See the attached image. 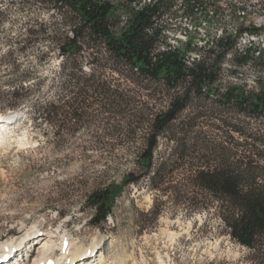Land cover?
<instances>
[{
	"label": "rangeland",
	"instance_id": "obj_1",
	"mask_svg": "<svg viewBox=\"0 0 264 264\" xmlns=\"http://www.w3.org/2000/svg\"><path fill=\"white\" fill-rule=\"evenodd\" d=\"M174 3L179 5L177 0ZM236 3L243 5L237 9ZM207 6L215 14L196 15L195 23L207 22L202 30L210 40L222 30L227 39L236 40L239 51L228 53L220 63L216 86L223 90L238 85L256 92L258 82H264V0H208ZM75 24L68 9H59L50 0H0V119L18 113L0 130V245L40 228L41 234L55 232L57 248L65 238L87 248L98 236L104 237V264H250L245 248L230 240L212 211L190 214L188 201L179 202L173 191L151 189V174L136 163L143 144L141 126L130 122L129 116H113L96 108L91 113L95 117L88 120L61 119L58 145L54 144L53 124L32 122L36 102L57 99L54 94L62 82L59 65L69 62L58 50L64 38L72 36ZM249 26L257 34L244 37ZM236 32L242 35L235 37ZM92 47L74 62H92V58L112 62L102 46ZM199 54L204 55L203 49ZM24 82L39 84L21 95V105L9 107L10 92ZM112 85L133 91L124 92L131 98L142 96L135 97L137 101L150 95L122 80ZM58 94L61 105L70 99L63 91ZM160 97H156L157 104ZM214 102L211 99L207 109L216 108ZM194 111L195 105L184 114ZM132 125L136 130L129 134ZM250 126L264 128V118L250 121ZM174 147L173 141L161 138L157 160L166 158ZM129 173L139 176V182L125 186L106 222L100 228L92 227L93 210L86 196L112 182L120 184ZM183 173L176 172L167 185L181 184ZM57 248L53 256L60 258ZM8 255L6 264L14 263V256L21 259L18 250Z\"/></svg>",
	"mask_w": 264,
	"mask_h": 264
},
{
	"label": "trees",
	"instance_id": "obj_2",
	"mask_svg": "<svg viewBox=\"0 0 264 264\" xmlns=\"http://www.w3.org/2000/svg\"><path fill=\"white\" fill-rule=\"evenodd\" d=\"M50 1L59 9H68L76 21L72 36L65 37L58 50L69 61L60 62L58 92L70 99L61 105L55 92L54 101L36 102L32 122L53 124L54 144L58 145L61 119L88 120L95 117L91 113L96 108L113 116H129L130 122L141 126L143 144L136 163L151 174V189L173 191L179 202L188 201L190 214L212 211L230 240L245 248L250 264H264V128L250 126V121L264 118V82H258L256 92L238 85L223 90L216 86L219 61L239 52L236 40L224 36L214 43L216 48L204 47L199 60L185 62V51L191 47L170 49L162 40L161 21L168 7L160 0L140 10L121 2L133 14L124 24L118 7L107 0ZM92 45L102 46L112 62H96L95 58L74 62L92 50ZM243 54L247 59V50ZM120 80L149 92L147 100L137 101L135 97L142 96L131 98L125 93L133 91L112 85ZM38 84L17 85L10 92L13 99L8 106L21 105V95ZM158 96L162 97L157 104ZM213 98L216 108L209 110ZM194 105L196 111L184 114ZM132 126L129 134L136 130ZM161 138L173 141L175 147L159 161L156 150ZM179 170L184 171L182 183L167 185ZM139 180L129 173L120 184L112 182L89 193L86 204L93 210L89 224L100 228L122 189Z\"/></svg>",
	"mask_w": 264,
	"mask_h": 264
},
{
	"label": "bare ground",
	"instance_id": "obj_3",
	"mask_svg": "<svg viewBox=\"0 0 264 264\" xmlns=\"http://www.w3.org/2000/svg\"><path fill=\"white\" fill-rule=\"evenodd\" d=\"M124 1L125 3L130 4L131 9L140 10L145 5H154L159 0ZM160 1H162L168 7L162 16L161 21L162 25L160 28V33L162 40L170 49H180L185 51L187 46L191 47L192 49L185 51V62H194L195 60H199L202 57V55L199 54L200 50L206 46L216 48L214 43H216L217 40L224 38L225 35L223 34V31L219 30L215 32L216 34L214 38L210 40V37H208L206 32H204L205 30H202L203 26H205L207 22L201 21L199 24L195 23L193 18H195L196 15H202L204 12L201 11V6H199L195 1L177 0L179 3L178 6H176L177 4L174 3L176 0ZM127 12L131 13V10ZM118 14H120L123 24L126 23L127 19L130 17V14L125 12H118ZM199 31L202 32V36H198L197 38L193 37V35L198 34ZM242 34L244 37H248L249 34H251V37H253L254 34L257 33L243 32ZM242 34H240V32H236L234 36L236 37V35L240 36ZM249 47L250 46L247 48ZM17 114L18 113L13 112L4 116L3 119H0V130L3 128L4 123L10 121L13 117L17 116ZM41 231L42 230L40 228H35L33 231L25 234L21 238L17 237L18 239L1 244L0 260L4 255H7L14 250H18L21 259H16V256H14V263L9 264H45L49 259L54 260L55 264H104L106 259L105 254L102 252L104 237L98 236L94 239L92 245H89L87 248H85L83 245H79L78 243H73L68 238H65L63 244L57 248L58 245L55 239L56 236L53 234L55 232L45 233L44 231V233L41 234ZM64 244H66V247L63 246ZM56 248L59 249L63 255L59 260L53 256L54 250H56ZM95 255L96 260L91 261V258H93Z\"/></svg>",
	"mask_w": 264,
	"mask_h": 264
},
{
	"label": "built area",
	"instance_id": "obj_4",
	"mask_svg": "<svg viewBox=\"0 0 264 264\" xmlns=\"http://www.w3.org/2000/svg\"><path fill=\"white\" fill-rule=\"evenodd\" d=\"M92 1L95 2V0H92ZM192 1L197 2V4H198L199 6H201V11L209 12V13H213V14H215V10H211V8L207 6V1H208V0H192ZM107 2H110L111 4H115V7H118V10H119V11H125V13L130 14V13L127 12V10H125V6H123L120 2H118V3H113V2L110 1V0H107ZM230 3H231V2H230ZM239 5H243V4H242V3H236V4H235V7H236L237 9H239ZM253 9L257 10V8H253ZM257 11H258V10H257ZM130 15H131V17L133 16V14H130ZM117 31H119V29H118V22H117ZM247 31H251V32H252L253 29L249 26ZM219 62H222V60H220Z\"/></svg>",
	"mask_w": 264,
	"mask_h": 264
}]
</instances>
